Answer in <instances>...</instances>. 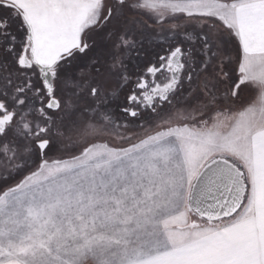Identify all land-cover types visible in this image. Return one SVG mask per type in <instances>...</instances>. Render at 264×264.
Masks as SVG:
<instances>
[{"label": "snow or ice", "instance_id": "snow-or-ice-1", "mask_svg": "<svg viewBox=\"0 0 264 264\" xmlns=\"http://www.w3.org/2000/svg\"><path fill=\"white\" fill-rule=\"evenodd\" d=\"M0 264H264V0H0Z\"/></svg>", "mask_w": 264, "mask_h": 264}, {"label": "flooded vegetation", "instance_id": "flooded-vegetation-1", "mask_svg": "<svg viewBox=\"0 0 264 264\" xmlns=\"http://www.w3.org/2000/svg\"><path fill=\"white\" fill-rule=\"evenodd\" d=\"M129 87H131V85Z\"/></svg>", "mask_w": 264, "mask_h": 264}]
</instances>
